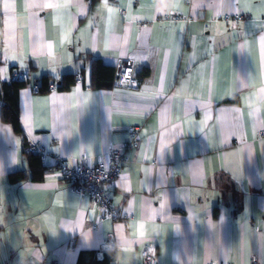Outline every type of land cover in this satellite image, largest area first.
<instances>
[{"label":"crops","instance_id":"1","mask_svg":"<svg viewBox=\"0 0 264 264\" xmlns=\"http://www.w3.org/2000/svg\"><path fill=\"white\" fill-rule=\"evenodd\" d=\"M44 2L71 6L31 7ZM103 3L0 0V68L29 81L18 92L21 132L0 119V264H78L110 235L115 264H141L148 243L161 264H264V0H107L119 9L111 21ZM171 13L180 19H166ZM48 44L55 73L38 66L48 63ZM6 46L26 57L27 70L5 61ZM92 58L115 73L131 61L138 88L116 85V75L110 88L91 87ZM69 72L80 74L70 89L35 91L41 75ZM130 126L138 143L107 188L127 219L99 221L91 197L76 194L50 156L73 164L122 148ZM28 139L48 154L38 180ZM15 171L27 177L12 182Z\"/></svg>","mask_w":264,"mask_h":264},{"label":"built area","instance_id":"2","mask_svg":"<svg viewBox=\"0 0 264 264\" xmlns=\"http://www.w3.org/2000/svg\"><path fill=\"white\" fill-rule=\"evenodd\" d=\"M225 20L246 21L250 18L247 13H225L222 16ZM171 20H179L180 17L171 13L168 18ZM133 69L131 61H124L117 65L114 83L118 86H124L129 89H137L139 81L134 75V70L129 72V68ZM80 77V74H77ZM128 78L127 80L125 78ZM26 75L19 72L11 74L9 79H25ZM1 80V79H0ZM138 143V131L136 126H130L128 129V140L123 144L122 148L110 147L98 156L84 155L76 160L73 164H69L62 156H50V164L59 175L70 183L72 190L78 195H89L99 210L98 220L103 221L121 220L125 222L127 213L120 212L116 209L110 200L107 188L115 181L122 170L123 164L128 161L127 150L136 147ZM25 149L28 152L35 153L39 156L43 163L48 154L46 150L32 139H28ZM114 238L107 237L101 243L97 250V255L101 256L105 250H113ZM141 264H161L158 259L157 248L154 244L148 243L143 246L140 251ZM252 264H259L254 260Z\"/></svg>","mask_w":264,"mask_h":264},{"label":"trees","instance_id":"3","mask_svg":"<svg viewBox=\"0 0 264 264\" xmlns=\"http://www.w3.org/2000/svg\"><path fill=\"white\" fill-rule=\"evenodd\" d=\"M147 73V69L143 72ZM115 68L102 63L100 58L91 59V77L90 84L93 88H110L113 85ZM78 76L75 73H65L59 78H54L49 74H43L34 80L35 91L37 93H47L53 87L58 90L70 89L77 81ZM28 78L25 79H7L0 83V119L9 122L16 133L21 132L18 118V92L28 84ZM28 165L31 172V179L41 178L45 167L39 156L35 153L26 152ZM27 177L23 171H15L8 175L12 182L22 181ZM116 251L105 250L101 256L97 251L81 252L78 257V264H115Z\"/></svg>","mask_w":264,"mask_h":264},{"label":"snow or ice","instance_id":"4","mask_svg":"<svg viewBox=\"0 0 264 264\" xmlns=\"http://www.w3.org/2000/svg\"><path fill=\"white\" fill-rule=\"evenodd\" d=\"M71 6L70 3H63V4H60V3H51V2H44V3H33L31 5V7L33 8H38L40 10H43V9H56V10H60V9H67ZM76 7L78 9H80L81 11L84 10L85 7H87L86 5H83V4H77ZM103 7L107 10L108 14H109V21L112 20L113 18V15L118 13L119 12V9L118 8H113V7H109L108 4H107V0H104V3H103ZM125 7H127L129 10H131V3L125 5ZM91 23V22H90ZM66 30H65V34H64V37L63 39L67 42L68 41V36L70 34V28H68L67 26H65ZM43 47V45H42ZM108 44L105 43L104 46H103V51H105V53L107 54V50H108ZM47 48L49 49V59H48V63L47 65H44V64H38L39 67L43 68L45 66L49 67L50 70L55 73L56 71V61H55V58L51 56V48H52V45L51 44H48L47 45ZM93 50H95V45L92 46ZM5 61H8V60H18L19 61V66L21 69H25L27 70V64L25 63V59L26 57L23 56V55H20L18 52H11L10 53V50L9 48L6 46L5 47ZM10 53V54H9ZM126 53L121 51L119 53V55L116 57L117 59V62H119V58L120 57H123L125 56ZM37 60H39V58L37 57L36 58ZM131 59L132 60H146L148 59V56L147 55H140V56H137V55H132L131 56ZM133 69L130 67L129 68V72H131ZM6 69L5 68H0V79H7V76L5 75L6 73ZM126 80L128 79L127 77L125 78ZM29 91V90H28ZM25 95H27V91L25 92Z\"/></svg>","mask_w":264,"mask_h":264},{"label":"clouds","instance_id":"5","mask_svg":"<svg viewBox=\"0 0 264 264\" xmlns=\"http://www.w3.org/2000/svg\"><path fill=\"white\" fill-rule=\"evenodd\" d=\"M258 91L262 92L261 97H260V103H261L262 106H264V90L258 89Z\"/></svg>","mask_w":264,"mask_h":264}]
</instances>
